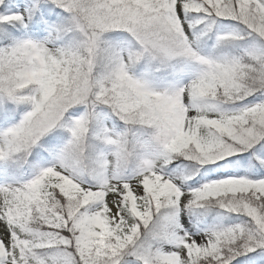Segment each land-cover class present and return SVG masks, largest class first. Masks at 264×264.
I'll return each mask as SVG.
<instances>
[{
  "label": "snow or ice",
  "instance_id": "snow-or-ice-1",
  "mask_svg": "<svg viewBox=\"0 0 264 264\" xmlns=\"http://www.w3.org/2000/svg\"><path fill=\"white\" fill-rule=\"evenodd\" d=\"M0 264H264V0H0Z\"/></svg>",
  "mask_w": 264,
  "mask_h": 264
}]
</instances>
